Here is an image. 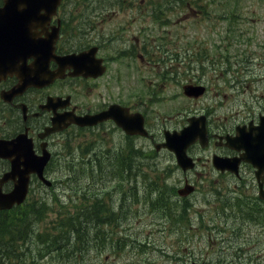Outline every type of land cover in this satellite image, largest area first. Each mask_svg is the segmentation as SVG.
<instances>
[{"label":"flooded vegetation","instance_id":"af4514ba","mask_svg":"<svg viewBox=\"0 0 264 264\" xmlns=\"http://www.w3.org/2000/svg\"><path fill=\"white\" fill-rule=\"evenodd\" d=\"M2 2L0 0V5ZM78 8L59 7L46 31L59 27L56 56L89 52L93 64L74 60L60 64L52 59L50 69L57 71L63 67L62 76L48 85H31L22 90L17 72L12 70L0 74V139L26 133L32 139L36 153L40 154L46 146L52 157L62 152L61 147L67 141H76L84 151H89L94 138L98 146L90 150L91 153L99 149L111 150L113 154L124 152V143L108 141L116 136L122 137V142L128 145L134 141L137 147L149 151L164 142L166 130L182 129L193 118L197 139L188 147V153L196 165L191 170L182 171L183 184L193 185L188 196L199 193L201 189V194L209 196L214 207H217L218 200H225L232 212H240L244 208L253 212L264 211V199L259 195L261 188L264 189V168L261 167L264 166V74L261 73L264 68L256 66L261 65V60L256 62L260 56L257 51L245 53V59L234 63L213 59L209 64L208 81L199 78L193 70L190 75L177 70V91L169 95L175 100L174 105L157 107L153 106L152 96L156 94V98L168 99V96L160 94L167 85L165 78L174 73L177 65L163 74L154 72L152 77L150 7H105L100 13L98 7L90 13L92 7ZM123 9L127 12L120 16ZM135 18L141 20L135 29L137 37L143 39L142 47L135 42L127 45L117 37L133 28ZM113 24L104 30L103 26ZM123 53L134 54L138 58H130ZM120 54L123 57L118 60H122V64L117 65L115 60ZM7 55L18 57L14 51ZM31 61L32 58L28 63ZM133 62L134 68L140 72L136 78L137 87L131 88L127 78ZM200 84L204 87L202 92L193 90V87L188 92L189 86ZM110 107L116 119L131 117L135 121L141 118L149 134L127 133L114 118L84 126L70 122L75 114H95ZM57 115L66 119V126L43 137L46 127ZM203 131L201 139L199 135ZM150 152L174 155L165 148ZM217 158L227 161L229 167L224 170L217 168L214 163ZM10 166L9 159L0 158V176ZM257 171H262L259 177ZM201 177L202 185L199 184ZM34 180L36 176L33 175ZM12 187L13 181H8L2 189L9 191ZM241 197L244 202L238 201Z\"/></svg>","mask_w":264,"mask_h":264},{"label":"rangeland","instance_id":"374dc122","mask_svg":"<svg viewBox=\"0 0 264 264\" xmlns=\"http://www.w3.org/2000/svg\"><path fill=\"white\" fill-rule=\"evenodd\" d=\"M175 1L159 0L156 9L163 13L156 14L152 11L148 25L150 40L155 50L158 45L166 48V50L180 53L178 68H176L179 72L180 69H184V66L188 67L186 61L191 59L185 52L186 48L189 49L188 54L191 55L200 49L205 50L207 55L205 54L206 58L203 59V63L196 62L197 65L194 67L195 73L205 81H208L209 78V61L212 54L220 51L225 52L227 47L229 48L227 51L231 52L232 63L237 61L233 59V56L245 46L243 52L246 49L257 51V53L263 51L264 60V48L261 47V42L264 39V0H215L214 2L211 0H186L187 2L192 1L195 11L190 14L184 13L185 16L191 15L192 19L187 18L180 27L175 24V19L181 17L182 14L177 12L179 6ZM198 5L208 9L212 14L211 17H208L207 14L193 17L196 12L200 11L197 8ZM69 7L77 9H79L78 7H92L88 13L98 7L100 13L105 7L150 6L148 0H71ZM188 7L193 6L189 5ZM126 12L123 9L119 14L121 16ZM163 15H165L164 18ZM139 18H135L136 23L133 24V28L117 36L121 42L127 45L135 42L139 47L143 46V39L137 37L138 34L135 29L138 22H141ZM161 20L166 23L164 27L158 24V21ZM114 25L103 26V28L108 30ZM230 25L237 28L233 29ZM178 30L181 32L180 38L175 35ZM161 34L167 35L169 41L162 42L160 39ZM195 37L197 39L194 42ZM191 42L194 45L192 51L191 46H188ZM210 48H212V52ZM214 48L217 50H214ZM157 49L159 50V48ZM123 54H120L115 60L117 65L122 64V60L119 61L118 59L123 57ZM156 54L157 51L152 54L153 57ZM124 55L130 58H138L134 54L125 53ZM134 63L127 78V84L131 85V88L137 87L136 78L140 72L134 68ZM155 70L152 68L153 77L154 72L156 73ZM144 74L146 75V73ZM178 78L179 76L176 73L165 78L167 85L164 86V91L161 92L160 96H168V99L156 98L155 94L152 96L153 106L174 105L175 100L170 99L169 95L175 90L177 91L176 79L178 80ZM163 82L164 80L161 83ZM155 115L159 119L156 113ZM108 141L117 144L124 143L125 146L127 144L125 141L122 142L120 136H116L114 140L110 138ZM142 143L148 145L147 142L143 141ZM74 145L75 143H67L66 149H62L61 157H59L60 155L57 156L52 162L49 175L54 179V187L46 190L37 187V185L34 186L33 190L35 191L29 199L32 203L31 207L37 205L41 199H49L51 202L44 205L45 215L43 214L41 221H36L35 228L45 230L52 221L56 220L58 211L75 212V207L83 204L84 200L100 199L101 195L106 203L111 199V203L118 209L121 196L124 198L130 197L131 194L125 193L129 189L133 190L138 187L141 196L155 195L160 197L162 195L164 199L168 198L166 201H169L170 204L174 203L176 209L179 208V199L174 195L176 191L174 189L176 186L181 185L182 174L174 166L175 164H173L170 155L154 156L152 152L145 153L141 149H136V170H128L126 176H123L116 174L110 166L105 170L94 169L88 165L87 161L90 157L82 151V147L78 145V149H76ZM121 180H125L126 183H122ZM201 181L199 179V184L202 185ZM146 186L152 191H148V188L145 191ZM201 191L200 189L199 193L192 195L188 200H183L184 206L190 208L195 222H191L194 229L187 231L185 234L177 233L176 230L177 227H182L184 223L177 222L174 219L167 221L161 216L150 214V211L145 209L148 205L147 200L141 198L140 203L135 202V204L130 205L131 209L127 206L121 210L117 225L106 224L103 226L102 231L99 224H97L98 227L94 226V232L90 234L89 239L80 241L74 248L79 247L82 251L52 257L45 255L46 250H43L36 257H32L30 253L28 256L31 258L32 264H188L192 260L213 263L225 259L264 263V232H261L252 220H248L246 224H229L226 226L225 231L214 228L216 223L222 221V218L210 208L208 205L209 196L201 194ZM33 200H36V202L33 203ZM61 205L64 207L60 208ZM137 210H139V213L134 215V211ZM132 217H136V220L130 223ZM128 223H130L132 229L127 232L139 239H142L143 229L146 227L144 232L147 234L145 241L148 246L145 252L141 254L128 253L130 250L127 251L128 247L126 253L125 250H122L123 245L116 237V231L120 227L122 229V226ZM208 224L213 228H210ZM128 233H123L124 240L128 239ZM24 241H26L24 244L19 243L23 246L20 248L27 251L38 245L36 243L37 239L35 240L34 237ZM179 249H182L183 252H180ZM17 261L18 264H21L20 260ZM8 264H11V261H8ZM13 264H17V262Z\"/></svg>","mask_w":264,"mask_h":264},{"label":"trees","instance_id":"16d2710c","mask_svg":"<svg viewBox=\"0 0 264 264\" xmlns=\"http://www.w3.org/2000/svg\"><path fill=\"white\" fill-rule=\"evenodd\" d=\"M125 157L123 154L109 156L110 163L108 165L113 167L116 174L125 176L129 172L126 171L127 169L136 170L137 166L135 165L134 168L129 165L132 161ZM100 162H102L101 159ZM105 163H107L106 159ZM44 200H39V203L34 207H31L32 203L27 202L25 205L11 210H0V264H8V261H11V264L14 262L18 264L17 260H20L21 264H32L28 254L36 257L43 250H46L45 255L52 257L74 253L75 251L78 253L82 250L79 247L74 249L76 244L82 240L87 241L90 234L94 232L93 227H98L97 224L100 225L97 222L99 209L91 207L87 211L78 212L60 210L56 220L52 221L47 229H37L34 225L36 221H41L45 215L44 205L50 203L49 199ZM61 207L64 206L61 205ZM110 223L117 225L119 219L116 217ZM32 237L37 239L38 245L34 246L35 248H30L28 251L20 248L23 246L19 243L24 244L26 242L24 240H30Z\"/></svg>","mask_w":264,"mask_h":264},{"label":"water","instance_id":"95a60500","mask_svg":"<svg viewBox=\"0 0 264 264\" xmlns=\"http://www.w3.org/2000/svg\"><path fill=\"white\" fill-rule=\"evenodd\" d=\"M57 4L58 0H7V7H4L3 11H16L13 7H24V9L20 11L23 16L15 18L12 26L14 28L18 26L20 34L26 39V37L30 35L28 33L29 21L33 19V14L41 9H46L49 12L55 9ZM5 25L6 22L2 21L0 27L2 28ZM23 45L24 50H34L38 57L37 61L39 65L35 72L36 76H34V82L37 84L40 83L39 81L44 80L45 75L48 76L46 82L52 80L55 75L49 74L46 69L49 59L47 44H44L42 41L38 42V44H32L23 40ZM5 50V47L2 46L0 52H5ZM26 73L27 70L24 69L23 74ZM25 83L28 84L27 80H25ZM108 112L92 117L91 121H85L84 117L76 118L75 121L80 124L96 123L110 116ZM61 128L62 125H57V120L54 119L53 126L47 129V132H53ZM167 138L169 141L166 145L176 152L178 163L185 169L191 167L193 165L192 158L186 153L187 144L194 139L191 127L185 129L181 133L172 136L168 135ZM0 156L10 158L12 161L11 170L3 175L1 182L8 179L15 180V186L9 193H3L0 189V208H11L14 204H21L25 200L31 173H37L44 183L51 185V181L46 179L43 175L45 165L50 158V153L45 152L43 155H36L33 152L32 144L28 142L23 135H18L11 140H0ZM193 264L202 263L195 262Z\"/></svg>","mask_w":264,"mask_h":264}]
</instances>
